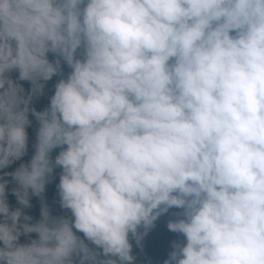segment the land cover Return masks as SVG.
I'll use <instances>...</instances> for the list:
<instances>
[{
  "label": "clouds",
  "instance_id": "clouds-1",
  "mask_svg": "<svg viewBox=\"0 0 264 264\" xmlns=\"http://www.w3.org/2000/svg\"><path fill=\"white\" fill-rule=\"evenodd\" d=\"M0 264H264V0H0Z\"/></svg>",
  "mask_w": 264,
  "mask_h": 264
},
{
  "label": "trees",
  "instance_id": "trees-1",
  "mask_svg": "<svg viewBox=\"0 0 264 264\" xmlns=\"http://www.w3.org/2000/svg\"><path fill=\"white\" fill-rule=\"evenodd\" d=\"M24 86L26 89L29 87L26 82H24ZM49 88H51V82H49ZM46 105L47 95L41 97L38 101L35 102V107L37 108V110H41ZM29 133L31 135L32 129H29ZM47 195L49 198V202L51 203L56 197L54 184L49 186ZM34 203L36 202L34 201ZM33 215H38V204L33 209ZM174 238H176L174 234L169 233L166 229V218H162L158 224L157 229L154 231L152 237L150 238L148 251L153 255L163 256L167 250L168 241Z\"/></svg>",
  "mask_w": 264,
  "mask_h": 264
}]
</instances>
